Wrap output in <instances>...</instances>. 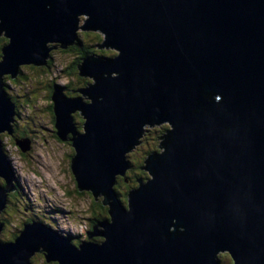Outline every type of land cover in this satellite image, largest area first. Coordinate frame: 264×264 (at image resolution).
Listing matches in <instances>:
<instances>
[{"label": "water", "instance_id": "obj_1", "mask_svg": "<svg viewBox=\"0 0 264 264\" xmlns=\"http://www.w3.org/2000/svg\"><path fill=\"white\" fill-rule=\"evenodd\" d=\"M77 29L101 32L100 46L118 52L81 62L79 74L94 79L79 91L88 102L52 92L78 186L109 204L96 234L104 239L90 231L74 244L27 223L16 240H0V264H29L36 250L58 264H219L220 252L233 264H264V0H0L9 40L0 132H13L16 114L1 80L71 45ZM165 122L162 150L144 159L148 177L124 204L112 189L124 156L146 126ZM0 177L1 210L14 178L1 141Z\"/></svg>", "mask_w": 264, "mask_h": 264}, {"label": "rangeland", "instance_id": "obj_2", "mask_svg": "<svg viewBox=\"0 0 264 264\" xmlns=\"http://www.w3.org/2000/svg\"><path fill=\"white\" fill-rule=\"evenodd\" d=\"M84 20L85 16L82 15L81 24ZM88 31L89 29H77L76 33H80V35H82ZM1 36L6 37L5 35H0V37ZM78 37L81 39L80 36ZM80 44L84 47L83 43ZM5 45L6 44H4L3 47ZM3 47L1 48V52ZM97 47L108 51L109 55H106L105 52L103 55L89 54L86 57H82L78 51H67L66 53H63L62 50L52 49V68L55 69L53 70L51 79L45 75L43 77L42 71H34V69L28 68L27 71L33 74V78L31 80H27V83L22 81L10 84L8 79L3 78V80H1L3 85H8L9 88L7 89L6 87V91L14 105L15 102L11 95L19 98L21 102L20 107L14 116V122L11 123L12 130L15 122L19 129H26L27 137L30 138L32 142L21 140L19 141V143H21L20 147L23 149V152L33 149L31 157L26 161L16 150L17 146L8 137L9 135H7V139L3 137V142L5 145L7 144L5 147L7 152L5 154L9 158L14 177L12 186L10 187L6 197L7 201L10 199L9 202L14 203V206H7V212L4 211L0 214V227L10 228L11 231H8L10 235L17 233L16 225L23 223V220L27 219L26 216H32V219H38V222H36L37 225H44L50 229V226H52V228L58 229L59 232H61V230L62 232H68L71 241L74 243L81 239H86V233L90 231L94 232L92 237H95L98 233L97 230L101 229L100 225H95L93 228L91 220L88 219L91 216V212H89L87 208V201L83 198L85 197V194H80V198H76L73 195L74 193H84L85 191L80 189L78 184H76V178L74 177V179H72L71 174L68 171L69 166L65 163L64 158V155L66 154V151L64 150L67 146L54 141L53 138H49L50 133L48 132V123L46 119H43L41 111L42 108H40L42 103L46 100L43 96L50 93L52 96V92H55L51 88L47 89V81H51V86L52 84L57 83L64 88L68 82H72L71 84H73L76 89V86L80 83V81L78 80L75 70L71 75L66 74L68 68L74 67V69H77V73L79 74L78 68L83 59L88 57L110 59L114 58V56L118 54L116 49L101 47L100 43ZM25 65L28 66L31 64ZM55 74L57 76V80L53 83V77ZM16 75H10L9 77L16 79ZM35 75L41 76V79L46 82V85L44 86V83L36 81L34 79ZM81 76H83L82 80H85V78L87 79V83H85L87 86L82 89L87 88L91 84L92 77L88 75ZM24 80L26 81V79ZM77 88H80V86ZM62 91L64 90L62 89ZM78 94L79 96L76 98L70 99H82L83 101V97L89 99L87 95H83L80 92ZM32 95H34L35 98L37 97V103L39 104L32 105L30 102L26 104V99H24V97H27L32 102L34 99L35 103V98H33ZM78 114L82 117L79 111ZM40 124H43L46 129H40ZM162 124L164 125V123H161L146 126L141 134V137L136 140V145L132 148V150L128 151L131 153L132 158L136 162L140 161V158L146 159L152 152H159L162 150L161 147H158L157 151H148L149 147L153 145L159 146V142L164 138V134L167 133L166 130H164L161 135L153 132V134H150L148 130L151 128H157L158 125L162 126ZM5 132L8 133L7 131ZM81 132H83V130ZM146 133H149V135L144 138V134ZM8 142L10 144L12 142L13 146H10ZM129 159H131V157H129ZM116 181L113 185L116 184ZM103 207L108 217L107 210L109 209V204L104 203ZM97 212H102V209L98 208ZM64 229L66 231H64ZM2 239L3 238L0 234V240L5 241ZM41 253L43 254V251H41ZM227 256L230 261L228 253ZM32 261L34 264H52L46 262L44 257L39 253L32 257Z\"/></svg>", "mask_w": 264, "mask_h": 264}, {"label": "trees", "instance_id": "obj_3", "mask_svg": "<svg viewBox=\"0 0 264 264\" xmlns=\"http://www.w3.org/2000/svg\"><path fill=\"white\" fill-rule=\"evenodd\" d=\"M78 36H80L81 39ZM75 39H74L73 43L71 44V46H67L66 48L56 47V48H54V50L55 49H58L60 51L62 50L63 53H66L67 51H76V52L78 51L79 54L82 55V57H86L89 54L103 55L105 52H106V55H109L108 51H106L104 49H99L97 47L99 45V43H101V40H102V33L99 31L91 30V31L83 33L82 35H80V33H79L76 35ZM8 41L9 40L7 37H4V36L0 37V59L2 57L1 48L3 47L4 44H7ZM80 43H83L85 48L82 47ZM48 45H50V44H48ZM52 66H53V57H52V51H50L47 58L45 59L44 63L38 64V65L31 64L28 66L21 64L19 66V69H18V72L16 75V79H12L9 76H5L4 79H8L10 84L19 83L22 81L24 83H27V80H31L33 78V74H31L27 71L28 68L34 69V71L35 70L36 71L37 70L42 71L43 77L45 75L46 77L51 79V76L53 74V70L55 69V68H52ZM74 70L78 76V80L80 81V83L76 86V89H75V86L73 84H71L72 82L71 83L68 82L65 88L63 86L58 85L57 83H54L55 80H57L56 74L53 77V83L54 84H52V86L50 84L51 81L50 82L47 81V89L51 88L53 91H60L67 98H76L77 96H79V94H78L79 90L82 89L83 87L87 86V85H85V83H87L86 82L87 79L85 78V80H82L83 76L79 75L77 73V69H74V67L68 68V71L66 74L71 75L74 72ZM24 79H26V81ZM34 79L36 81H38L39 83H44V86L46 85V82L43 79H41V76L35 75ZM92 81H93V79H92ZM92 81H91V84L89 85V87L92 85ZM78 86H80V88H77ZM6 87H7V89L9 88L7 84H6ZM62 89L64 91H62ZM11 96L15 102L16 112H17L19 107H20V104H21L20 99L15 97L14 95H11ZM32 96H33V98H35L34 95H32ZM43 97L46 99V101L42 103L40 108H42L41 111H42L43 119H46L47 123H48V127H49L48 132L50 133L49 138H53L54 141H57V142L67 146V147H65V150H64V151H66V154L64 155L65 163L68 164V166H69L68 171L70 172L72 179H74V175L71 171V162H72V159H73L74 153H75V149H74L73 144H72L73 142L70 139V138H72V135L70 132H68L66 134V137L68 139H63V140L59 139L57 132H56V127H55L54 109L52 107L51 93L46 94ZM24 99H26V104L28 102H30L32 105L39 104V103H37V101H38L37 97L35 98V103H34V99H33V102L31 100H29L27 97H24ZM83 99H84V102H88V99H86V97H83ZM70 116L72 117V120H73L72 122L74 124V129L76 130V132H81L83 130V121H84L83 118L78 114V111H75V112L72 111L70 113ZM39 126H40V129L44 128L43 124H40ZM170 127L171 126L167 122H165L164 125L162 124V126L158 125L157 128L149 129L148 132L150 134L156 133V134L161 135L164 130H166V132H167L170 129ZM149 133L144 134V138L147 135H149ZM7 135H9L8 137L17 146L16 150L19 152V154L23 157L24 160L27 161L28 158L31 157V153L33 152V149H29L28 151L23 152L22 148L18 144L19 141H21V140H26L28 142H32V140L27 137V130L26 129H19L16 122H15V124L13 126V132L11 134H8L4 131L0 132V141H1L2 148H3L5 153L7 152L5 149L7 144L5 145V143L3 142V137H5L7 139ZM12 142H11V144L8 142L10 146H13ZM157 142H159V141H157ZM30 147H31V145H30ZM158 147H160V144H159V146L153 145V146L149 147L148 151H157ZM125 156H124L125 161H126V164L128 165V167L125 170L124 174H120V175H117L115 177V179L117 181H116V184L112 186V189H113L114 195H117L121 202H123L124 204H127L128 189L131 187L135 188L138 185V182L135 180V178L136 179L138 177L146 178V177H148V173L146 172V170H144L142 168V166L144 165V159L140 158L141 160L136 162L132 158L130 152H128ZM129 157H131V159H129ZM128 170H130V171H128ZM76 184H78L77 181H76ZM84 191H85L84 193H78L77 192V193H74L73 195L76 198H80V194H85V197H83V198H85V200L87 201V205H88L87 208H88L89 212H91V216L88 219L91 220V225L93 224V228H94L95 225H99V223H101L102 221H105L106 219L109 218V215L107 217L106 211L103 209L104 207H103L102 199L105 197L103 195H98V196H96L98 198H93L91 191H89V190H84ZM125 207L127 208V206H125ZM98 208H101L102 212H100V213L97 212ZM106 210H107V208H106ZM96 213L99 215H97ZM107 214H108V212H107ZM31 217L32 216H26L27 219H24L23 223L32 224L33 222L38 221V219H32ZM16 227H17L16 228L17 233L15 235L14 234L10 235L7 230H4L2 233V238H3L2 240H5L6 242L10 241V240H14V238H16V236L18 235V232L20 231V229H22L23 226H21V224H19V225H16ZM87 239H88V237H86V240ZM103 239L104 238L100 237V236L92 237V240L95 242H101ZM217 258L219 259V262H220L219 264H233L232 261H229L227 253H225V252L219 253Z\"/></svg>", "mask_w": 264, "mask_h": 264}, {"label": "flooded vegetation", "instance_id": "obj_4", "mask_svg": "<svg viewBox=\"0 0 264 264\" xmlns=\"http://www.w3.org/2000/svg\"><path fill=\"white\" fill-rule=\"evenodd\" d=\"M93 81H94V79H93ZM93 81H92V84H93ZM46 101V100H45ZM43 129H46V127L43 125ZM163 140H161L160 141V143L159 144H161V142H162ZM143 180V181H145V179L146 178H141V177H138L137 179L135 178V180L137 181V180ZM0 182L4 185L5 184V182H4V180L2 179V178H0ZM131 188H133V187H131ZM130 189V188H129ZM128 189V190H129ZM11 205V206H10ZM9 206L10 207H12V206H14V203H12V202H9ZM107 212H108V210H107ZM26 225V223H21V226H25ZM4 230H7V231H11V229L10 228H6V227H4ZM12 235V234H11ZM15 235V234H14ZM17 238V237H16ZM14 240H15V238H14ZM81 240H83V239H81ZM39 254H41L42 255V253L40 252ZM43 256V255H42ZM52 264H56L55 262H52Z\"/></svg>", "mask_w": 264, "mask_h": 264}, {"label": "clouds", "instance_id": "obj_5", "mask_svg": "<svg viewBox=\"0 0 264 264\" xmlns=\"http://www.w3.org/2000/svg\"><path fill=\"white\" fill-rule=\"evenodd\" d=\"M5 132V131H4ZM163 140V139H162ZM19 145L21 144V143H18ZM24 145V144H23ZM0 178H2V177H0ZM3 180H4V178H2ZM4 182H5V180H4ZM0 184L2 185V186H4L5 184H6V182H5V184L3 185L1 182H0ZM12 186V185H11ZM10 200V199H9ZM104 204V203H103ZM7 206H9V201H8V203L7 204H5V206L0 210V214L2 213V212H4V211H6V207ZM7 212V211H6ZM50 227H52V226H50ZM56 229V228H55ZM64 231H66L65 229H64ZM60 234L62 235V236H65V237H68L69 239H71L70 238V235H69V233L68 232H62V230H61V232H60ZM84 240V239H83ZM78 242H81V240H79ZM220 253H223V252H220ZM226 253V252H225ZM229 258H230V256H229ZM230 261H232L231 260V258H230Z\"/></svg>", "mask_w": 264, "mask_h": 264}, {"label": "bare ground", "instance_id": "obj_6", "mask_svg": "<svg viewBox=\"0 0 264 264\" xmlns=\"http://www.w3.org/2000/svg\"><path fill=\"white\" fill-rule=\"evenodd\" d=\"M81 24V23H80ZM89 31H91V30H89ZM94 31H97V30H94ZM75 132H76V130H75ZM77 133V132H76ZM27 225V224H26ZM3 231H4V227H0V234H1V236H2V233H3ZM17 238H15V240H16ZM41 251H39V250H36V251H34L32 254H31V256L29 257V264H33V261H32V257H34L37 253H40ZM46 261V260H45ZM46 262H48V263H52V262H55L56 264H58V261H53L52 259L51 260H49V261H46Z\"/></svg>", "mask_w": 264, "mask_h": 264}]
</instances>
